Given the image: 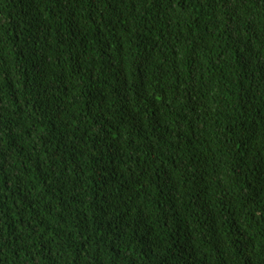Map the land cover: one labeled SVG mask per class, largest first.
<instances>
[{"label": "trees", "instance_id": "16d2710c", "mask_svg": "<svg viewBox=\"0 0 264 264\" xmlns=\"http://www.w3.org/2000/svg\"><path fill=\"white\" fill-rule=\"evenodd\" d=\"M0 264H264V0H0Z\"/></svg>", "mask_w": 264, "mask_h": 264}]
</instances>
